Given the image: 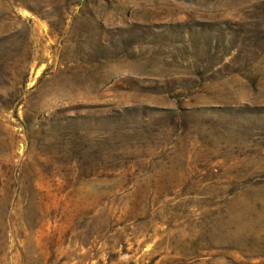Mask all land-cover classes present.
<instances>
[{
    "label": "rangeland",
    "instance_id": "1",
    "mask_svg": "<svg viewBox=\"0 0 264 264\" xmlns=\"http://www.w3.org/2000/svg\"><path fill=\"white\" fill-rule=\"evenodd\" d=\"M0 264H264V0H0Z\"/></svg>",
    "mask_w": 264,
    "mask_h": 264
}]
</instances>
